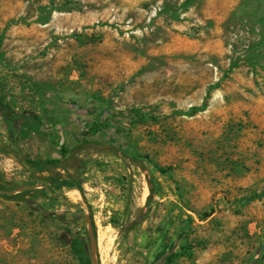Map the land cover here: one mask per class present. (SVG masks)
Instances as JSON below:
<instances>
[{
  "label": "rangeland",
  "instance_id": "374dc122",
  "mask_svg": "<svg viewBox=\"0 0 264 264\" xmlns=\"http://www.w3.org/2000/svg\"><path fill=\"white\" fill-rule=\"evenodd\" d=\"M0 107L43 124L0 120L11 186L70 183L0 196V264H78L85 214L96 264H264V0H0Z\"/></svg>",
  "mask_w": 264,
  "mask_h": 264
},
{
  "label": "flooded vegetation",
  "instance_id": "af4514ba",
  "mask_svg": "<svg viewBox=\"0 0 264 264\" xmlns=\"http://www.w3.org/2000/svg\"><path fill=\"white\" fill-rule=\"evenodd\" d=\"M25 115L26 114L12 115L11 113L6 112L5 109L0 107V120L5 122L11 129L10 136H12L13 132L23 133L24 130H28L36 126V123L34 122V118L31 117L30 119H28L29 117L27 118L25 117ZM40 184H43V186L39 188H45V189L48 188L47 184L45 183H40ZM28 189H36V188H28ZM63 215L59 214V217ZM84 217L87 222L86 230L88 232V235L83 233L75 234L73 235L71 242H72L73 250L77 257L78 264H94L92 251H91L92 240H91L90 232L88 230V221H87L88 216L85 214Z\"/></svg>",
  "mask_w": 264,
  "mask_h": 264
},
{
  "label": "trees",
  "instance_id": "16d2710c",
  "mask_svg": "<svg viewBox=\"0 0 264 264\" xmlns=\"http://www.w3.org/2000/svg\"><path fill=\"white\" fill-rule=\"evenodd\" d=\"M5 110H7V109L5 108ZM138 110H139V108H133L131 111H138ZM10 113L12 115H15V114H18V115L19 114H26V113H17V112H13V111L10 112ZM30 114L34 115L33 113H30ZM113 153L114 154H118V155L120 154L121 155L123 152H121V151H113ZM27 161L30 163V165L32 167H35V169L39 168L40 165H41L40 162H35L33 160H27ZM58 162H60V160H58V159H51L49 163L56 165ZM140 166H141L143 172L146 174V176H148L149 175V171L147 170V168L145 166H143V165H140ZM156 168H158L157 165H156ZM35 184H37V183L36 182H31L30 185H35ZM65 184L66 185L67 184L69 185L70 183H67L65 181L63 182V181H59V180L52 179V181H49V183L47 184L48 185V188L47 189H45V188L27 189V190H23L21 192H18L16 194H11V195L10 194H5V193H0V196L4 197L6 199H9V200H17V201L23 200V201H25L27 203H30L32 196L29 194V192H31V191H38L37 193H38V196L39 197H48L49 196L48 195L49 192L51 193L53 191V189H54L55 186L57 187V186L65 185ZM148 186H149V189H150V193L148 195V199L150 200V199H152L154 193L157 192V190H154L153 189V184L149 180V178H148ZM14 189L15 188H13L11 186V180L7 176H5V174L3 172L0 171V190L12 191ZM39 206H40L42 212L45 215H48V216H56V215H59V214H56V213L51 212V211H48V210H43V208H42V206L40 204H39ZM172 259H173V257H169L167 261L171 262Z\"/></svg>",
  "mask_w": 264,
  "mask_h": 264
},
{
  "label": "water",
  "instance_id": "95a60500",
  "mask_svg": "<svg viewBox=\"0 0 264 264\" xmlns=\"http://www.w3.org/2000/svg\"><path fill=\"white\" fill-rule=\"evenodd\" d=\"M43 184H35V185H32V186H21L19 188H16L12 191H5V190H0V193H5V194H16L20 191H23L25 189H28V188H39V187H42ZM88 221V230L90 232V236H91V251H92V257H93V261H94V264H96V260H95V241H94V238H93V234H92V230H91V226H90V222H89V218L87 219Z\"/></svg>",
  "mask_w": 264,
  "mask_h": 264
},
{
  "label": "crops",
  "instance_id": "0c3cea01",
  "mask_svg": "<svg viewBox=\"0 0 264 264\" xmlns=\"http://www.w3.org/2000/svg\"><path fill=\"white\" fill-rule=\"evenodd\" d=\"M25 117H27V118L29 117L28 119H30L31 117L34 118V122L36 123V126L33 127V128L28 129V130H32V131H33V134L42 128V125H43V124H41L40 120H39L35 115H32V114H30V113H26ZM10 138H11V137H10ZM2 217H4L3 219H6V217L3 216V215L0 216V219H1ZM145 221H147V220H144V221H142V222L144 223ZM1 222H2V220H0V234H4V231H5V233L7 232V228H4V230H3V228H2L3 226L1 225ZM143 223H142V224H143ZM153 223H155L154 220H153ZM153 226H154V228L157 227V225H153ZM158 236H159V232H156V233L154 234V236H153V237L156 238L157 242L160 241V239L157 238ZM4 241H6V240H4Z\"/></svg>",
  "mask_w": 264,
  "mask_h": 264
},
{
  "label": "bare ground",
  "instance_id": "6f19581e",
  "mask_svg": "<svg viewBox=\"0 0 264 264\" xmlns=\"http://www.w3.org/2000/svg\"><path fill=\"white\" fill-rule=\"evenodd\" d=\"M73 189V188H72ZM74 190V189H73ZM68 196V195H67ZM70 196H71V198H73V199H75L76 198V196H75V194H74V192H72V193H70ZM79 197V196H78ZM102 231V230H101ZM102 234H103V231H102ZM101 234V235H102ZM100 240V239H99ZM104 249V248H103Z\"/></svg>",
  "mask_w": 264,
  "mask_h": 264
}]
</instances>
